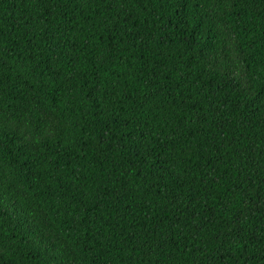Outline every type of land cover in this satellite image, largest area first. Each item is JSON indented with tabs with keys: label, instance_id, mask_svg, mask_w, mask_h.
I'll return each instance as SVG.
<instances>
[{
	"label": "trees",
	"instance_id": "trees-1",
	"mask_svg": "<svg viewBox=\"0 0 264 264\" xmlns=\"http://www.w3.org/2000/svg\"><path fill=\"white\" fill-rule=\"evenodd\" d=\"M0 264H264V0H0Z\"/></svg>",
	"mask_w": 264,
	"mask_h": 264
}]
</instances>
